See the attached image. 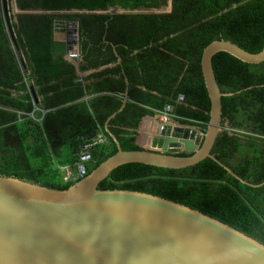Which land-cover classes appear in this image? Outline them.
<instances>
[{"label": "trees", "instance_id": "16d2710c", "mask_svg": "<svg viewBox=\"0 0 264 264\" xmlns=\"http://www.w3.org/2000/svg\"><path fill=\"white\" fill-rule=\"evenodd\" d=\"M21 11L12 27L28 74L13 46L0 0V176L65 190L61 167L72 165L85 140L107 142L92 150L89 173L116 154L141 150L135 135L146 116L167 105L206 131L211 104L201 61L213 41L229 40L250 53L264 48V0H171V12L150 13L167 0H17ZM120 8L125 13H109ZM89 13H56L59 11ZM104 12V13H97ZM13 19V16H12ZM56 20L80 21V72L53 51ZM223 94L222 131L212 154L253 185L264 183V62L247 64L220 52L213 57ZM105 67L103 70L99 69ZM128 80V84L126 82ZM46 110L42 125L26 114ZM128 101L123 104L125 94ZM179 94L185 103L176 105ZM119 111V112H118ZM118 112V113H117ZM116 114L110 121L109 118ZM180 156H189L182 153ZM100 190L155 195L215 218L264 244V184L240 182L207 158L183 169L132 163L115 169Z\"/></svg>", "mask_w": 264, "mask_h": 264}, {"label": "water", "instance_id": "95a60500", "mask_svg": "<svg viewBox=\"0 0 264 264\" xmlns=\"http://www.w3.org/2000/svg\"><path fill=\"white\" fill-rule=\"evenodd\" d=\"M3 13L28 74L7 0H3ZM53 41L56 56L70 61L74 44L81 55V22L56 20ZM220 52L247 64L264 62V48L250 53L229 40L213 41L204 49L201 67L211 104L205 132L181 120L160 123L150 149L125 151L107 123L106 132L118 151L68 189L0 176V264H264V244L198 210L147 193L99 189L102 181L126 164L183 169L207 158L244 184H264H250L212 154L222 131V98L227 95L220 90L212 61ZM30 89L38 104L32 85ZM127 101L126 93L119 111Z\"/></svg>", "mask_w": 264, "mask_h": 264}, {"label": "built area", "instance_id": "2783aa9c", "mask_svg": "<svg viewBox=\"0 0 264 264\" xmlns=\"http://www.w3.org/2000/svg\"><path fill=\"white\" fill-rule=\"evenodd\" d=\"M74 50L76 52L68 55V59L70 61L78 60L80 58L78 50V45L74 44ZM79 82L83 83L82 79H79ZM32 102L34 104V109L32 112L26 114L28 118L42 125V121L45 117L46 110L40 108L34 98H32ZM185 103L184 94H179L176 99V105H183ZM158 117L161 123L166 124L173 120H181L182 117H179L175 112L174 105H167L162 111L158 112ZM98 134L89 140H85L82 145L81 150L77 155L76 161L72 165L61 167V171L63 173L62 180L65 184L67 183H76L81 179L85 178L89 174V169L91 165L94 163L92 150L101 144H105L107 142V136L104 133L101 126L97 125Z\"/></svg>", "mask_w": 264, "mask_h": 264}, {"label": "crops", "instance_id": "0c3cea01", "mask_svg": "<svg viewBox=\"0 0 264 264\" xmlns=\"http://www.w3.org/2000/svg\"><path fill=\"white\" fill-rule=\"evenodd\" d=\"M8 2V6H9V10L11 13V18L13 16V21L16 22V15L20 14V13H46V14H51L52 12L50 11H36V10H31V11H21L18 7V3L17 0H7ZM12 3H14V5H11ZM117 9L120 8H116L113 9L114 11H108L109 13H122L120 9L119 11H117ZM124 13L128 12L125 10H122ZM56 13H66V14H70V13H89L88 11H79V10H70V11H59ZM97 13H104V12H97ZM64 21H70V20H64ZM77 21V20H76ZM65 27V26H63ZM77 69V75L80 79H83L84 77L88 76L91 73L96 72L95 70H90L87 71L85 73L80 72L79 71V66L82 62V54L80 55V58L78 60H74V61H70ZM105 67L99 69V71L103 70ZM128 80L126 79V82ZM128 84V83H127ZM183 118L181 119V122L184 123ZM178 121L180 120H173L171 122L168 123H174L176 124ZM161 122L159 120L158 114L155 116H146L144 117V119L142 120V124L141 127L137 130L136 135H135V143L136 145H138L141 149H150L152 147V139L154 136V132H155V128L157 127V125H159ZM167 124V123H166ZM184 124H190L189 122H185ZM191 125V124H190ZM198 128V127H197ZM199 129V128H198Z\"/></svg>", "mask_w": 264, "mask_h": 264}, {"label": "rangeland", "instance_id": "374dc122", "mask_svg": "<svg viewBox=\"0 0 264 264\" xmlns=\"http://www.w3.org/2000/svg\"><path fill=\"white\" fill-rule=\"evenodd\" d=\"M170 9H171V0H167V5L166 6H163V7L159 8V9H155V10H152V9L151 10H142V12H150V13H158V12L162 13V12H164V13H166V12H169ZM119 10L120 9H117V11H119ZM112 11H114V10L112 9ZM121 12L124 13L122 10H121Z\"/></svg>", "mask_w": 264, "mask_h": 264}, {"label": "bare ground", "instance_id": "6f19581e", "mask_svg": "<svg viewBox=\"0 0 264 264\" xmlns=\"http://www.w3.org/2000/svg\"><path fill=\"white\" fill-rule=\"evenodd\" d=\"M2 1V0H1ZM12 5V4H11Z\"/></svg>", "mask_w": 264, "mask_h": 264}]
</instances>
